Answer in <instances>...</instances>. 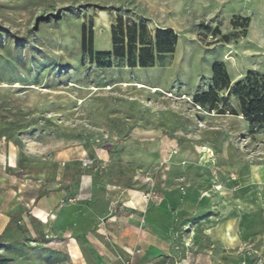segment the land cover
Listing matches in <instances>:
<instances>
[{"label": "rangeland", "instance_id": "1", "mask_svg": "<svg viewBox=\"0 0 264 264\" xmlns=\"http://www.w3.org/2000/svg\"><path fill=\"white\" fill-rule=\"evenodd\" d=\"M119 15L173 58L91 64ZM217 62L264 74V0H0V264H264V128L193 101Z\"/></svg>", "mask_w": 264, "mask_h": 264}, {"label": "trees", "instance_id": "2", "mask_svg": "<svg viewBox=\"0 0 264 264\" xmlns=\"http://www.w3.org/2000/svg\"><path fill=\"white\" fill-rule=\"evenodd\" d=\"M54 18L58 19L59 16L55 15ZM244 21L248 23L250 19L245 18ZM178 40L173 29H157L151 34L146 24L119 15L111 29V50L95 49L92 25L89 28L83 26L81 46L89 62L98 69L124 66L130 69H147L162 66L173 58ZM212 74V86L196 94L194 103L208 111H217L220 115H240L252 126L264 128V74L249 71L243 79L232 84L229 73L221 62L213 65ZM232 96L238 99L239 113L230 104ZM5 246V242H0L1 249Z\"/></svg>", "mask_w": 264, "mask_h": 264}, {"label": "bare ground", "instance_id": "3", "mask_svg": "<svg viewBox=\"0 0 264 264\" xmlns=\"http://www.w3.org/2000/svg\"><path fill=\"white\" fill-rule=\"evenodd\" d=\"M11 164H15L14 160L11 159ZM40 212V211H39ZM43 214V213H42ZM43 219V218H42ZM45 219V218H44Z\"/></svg>", "mask_w": 264, "mask_h": 264}]
</instances>
